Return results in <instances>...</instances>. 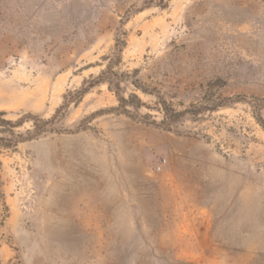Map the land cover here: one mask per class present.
I'll return each mask as SVG.
<instances>
[{
    "label": "rangeland",
    "instance_id": "rangeland-1",
    "mask_svg": "<svg viewBox=\"0 0 264 264\" xmlns=\"http://www.w3.org/2000/svg\"><path fill=\"white\" fill-rule=\"evenodd\" d=\"M108 58L139 114L188 112L145 125L100 83L1 149L0 264H264V0H0V118H49Z\"/></svg>",
    "mask_w": 264,
    "mask_h": 264
},
{
    "label": "trees",
    "instance_id": "trees-1",
    "mask_svg": "<svg viewBox=\"0 0 264 264\" xmlns=\"http://www.w3.org/2000/svg\"><path fill=\"white\" fill-rule=\"evenodd\" d=\"M118 52V48L115 49ZM115 59L108 58V62L106 63L104 69H102L96 76L91 77L88 81H84L81 87L75 90L72 93V96L64 95L62 104L56 109V111L49 117V118H40L34 115H28L21 117L17 120H4L0 118V126L7 124L11 128L19 126L22 122L26 119L31 120L32 128L27 130L24 134H16L13 130H3L0 128V133L5 134V132L9 133V136H0V150L5 148H14L19 142L25 140H31L37 138L39 136L45 135L47 133L55 131L54 123L59 119V114L61 108L67 106L69 102L73 99L80 98L83 94L91 87L98 85L100 83H106L109 90L113 91L116 96L117 105L114 106L112 111L116 113L123 114L133 120L139 121L145 125L157 127L164 130H169L173 124L178 122L187 112L188 110L185 109L183 111H176L175 109L171 108L170 106L166 105L165 100L162 96L156 95L159 99V108L158 110L161 113V119L155 120L150 119L148 114H139L137 110L140 108L142 102L139 98L130 93L127 97L123 95V87L121 86L123 81L122 74L117 73L113 70V66L115 65ZM86 83V85H85ZM145 91L143 88H141ZM259 106L258 108H260ZM2 115V112H0ZM256 120L261 124L264 128V119L258 113L255 114Z\"/></svg>",
    "mask_w": 264,
    "mask_h": 264
}]
</instances>
